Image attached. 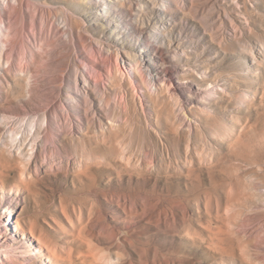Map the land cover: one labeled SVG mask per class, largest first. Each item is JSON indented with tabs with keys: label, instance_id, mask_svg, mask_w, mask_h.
I'll list each match as a JSON object with an SVG mask.
<instances>
[{
	"label": "rangeland",
	"instance_id": "obj_1",
	"mask_svg": "<svg viewBox=\"0 0 264 264\" xmlns=\"http://www.w3.org/2000/svg\"><path fill=\"white\" fill-rule=\"evenodd\" d=\"M0 260L264 264V0H0Z\"/></svg>",
	"mask_w": 264,
	"mask_h": 264
},
{
	"label": "bare ground",
	"instance_id": "obj_2",
	"mask_svg": "<svg viewBox=\"0 0 264 264\" xmlns=\"http://www.w3.org/2000/svg\"><path fill=\"white\" fill-rule=\"evenodd\" d=\"M93 1H98V0H93ZM117 2H121V0H117ZM104 10V9H103ZM104 12V11H103ZM6 14L7 15H9V14H11V10L9 9L7 12H6ZM95 14H102V11L100 10V11H96L95 12ZM16 37V36H15ZM9 39H11V38H9ZM13 43H14V40H13ZM23 43V42H22ZM14 48V47H13ZM12 48V49H13ZM125 49V48H124ZM25 53V52H24ZM138 53V52H137ZM138 58H140V57H138ZM134 59V58H133ZM144 61V60H143ZM150 61V60H149ZM147 63H149V62H147ZM146 64V63H145ZM144 66V65H143ZM145 67V66H144ZM155 70V69H154ZM148 74L150 75V73L148 72ZM152 78V77H151ZM184 91H189V92H192L193 91V89H190V88H184L183 89ZM203 91V90H202ZM209 91H207L206 93H208ZM3 221H5V222H3L2 224H6V225H1V226H3V228L4 229H10L9 228V226H10V224H12L13 225V229H12V227H11V231H13V232H18L19 230H18V226H17V223H18V220L17 219H15V218H12L11 217V215L10 214H7L4 218H3ZM12 222V223H11ZM20 236L22 237V238H26V236L24 235V233L22 232V231H20ZM43 243H44V245L46 244L47 245V242H45V240H43ZM38 248H40V247H38ZM38 255L40 256V257H38V259L39 258H48V255L47 254H44L42 251H39L38 252ZM7 258V256H6V254L4 253V257H3V259H6ZM0 262H1V260H0Z\"/></svg>",
	"mask_w": 264,
	"mask_h": 264
},
{
	"label": "built area",
	"instance_id": "obj_3",
	"mask_svg": "<svg viewBox=\"0 0 264 264\" xmlns=\"http://www.w3.org/2000/svg\"><path fill=\"white\" fill-rule=\"evenodd\" d=\"M12 223V222H11Z\"/></svg>",
	"mask_w": 264,
	"mask_h": 264
}]
</instances>
